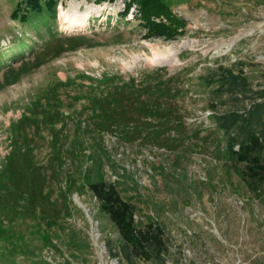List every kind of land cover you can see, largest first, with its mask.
I'll return each mask as SVG.
<instances>
[{
    "label": "rangeland",
    "instance_id": "rangeland-1",
    "mask_svg": "<svg viewBox=\"0 0 264 264\" xmlns=\"http://www.w3.org/2000/svg\"><path fill=\"white\" fill-rule=\"evenodd\" d=\"M26 1L0 0V264H264V187L220 128L250 102L219 86L231 70L264 90V0H170L186 22L172 39L129 0L24 23ZM101 182L165 230L161 261L129 256Z\"/></svg>",
    "mask_w": 264,
    "mask_h": 264
},
{
    "label": "trees",
    "instance_id": "trees-1",
    "mask_svg": "<svg viewBox=\"0 0 264 264\" xmlns=\"http://www.w3.org/2000/svg\"><path fill=\"white\" fill-rule=\"evenodd\" d=\"M60 0H27L18 12H23L22 22L32 12H41L46 7L51 14L56 13ZM104 3L113 0H94ZM170 0H129L126 14L136 8L142 24L150 35L169 37L180 33L186 22L178 18L171 9ZM21 7V6H20ZM160 20V21H159ZM166 20V21H164ZM159 21V22H158ZM220 87H227L237 95V102H250V108L243 113L233 112L220 119V128L229 136L228 149L237 165L243 166L242 176L254 191L264 187V90L246 95L248 81L244 75H235L229 70L220 77ZM240 95V97H239ZM89 190L101 204V210L109 215L125 242L129 256L146 262L161 261L168 253L169 238L165 230L157 224L139 227L135 218V206L125 201L113 184L106 182L90 185Z\"/></svg>",
    "mask_w": 264,
    "mask_h": 264
},
{
    "label": "bare ground",
    "instance_id": "bare-ground-1",
    "mask_svg": "<svg viewBox=\"0 0 264 264\" xmlns=\"http://www.w3.org/2000/svg\"><path fill=\"white\" fill-rule=\"evenodd\" d=\"M78 5H86V1H81V2H79L78 3ZM65 20L67 21V24H69V26L71 25V24H75V23H78V22H80L79 21V17L77 16V14L76 13H74L73 15H65Z\"/></svg>",
    "mask_w": 264,
    "mask_h": 264
}]
</instances>
